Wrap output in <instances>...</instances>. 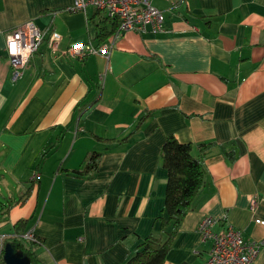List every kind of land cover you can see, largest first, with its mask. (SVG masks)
Returning <instances> with one entry per match:
<instances>
[{
    "label": "crops",
    "instance_id": "1",
    "mask_svg": "<svg viewBox=\"0 0 264 264\" xmlns=\"http://www.w3.org/2000/svg\"><path fill=\"white\" fill-rule=\"evenodd\" d=\"M72 1L0 0V237L27 220L39 264H124L150 234L166 238L160 149L172 135L204 154L205 175L162 264L205 263L206 216L264 241V0H155L167 32L103 39L106 16ZM28 21L45 40L13 80L5 36ZM76 42L109 52L60 53ZM91 153L96 169L73 173Z\"/></svg>",
    "mask_w": 264,
    "mask_h": 264
},
{
    "label": "built area",
    "instance_id": "2",
    "mask_svg": "<svg viewBox=\"0 0 264 264\" xmlns=\"http://www.w3.org/2000/svg\"><path fill=\"white\" fill-rule=\"evenodd\" d=\"M162 1H171L172 5L178 3L173 0ZM89 7L102 12L111 24H115L116 34L126 31L151 34L167 32L164 14L153 4V0H73L68 10L75 13L85 12ZM44 40V32L32 21L20 24L6 33L5 51L13 80L21 77L29 59L38 52ZM59 41L60 36L54 32L47 38L48 47L52 52L59 50ZM108 52L109 46L106 43L95 45L92 42H76L65 51H60L77 60H83L89 55H107ZM37 178V174H34L31 180ZM256 204L257 199L254 197L250 201V209ZM216 224L215 218L206 216L198 225L201 242L209 244L204 264H251L264 246V241L245 240L242 232L228 223L221 232H215L212 229ZM21 237L36 241L28 232ZM0 240L3 241L4 237H0Z\"/></svg>",
    "mask_w": 264,
    "mask_h": 264
},
{
    "label": "trees",
    "instance_id": "3",
    "mask_svg": "<svg viewBox=\"0 0 264 264\" xmlns=\"http://www.w3.org/2000/svg\"><path fill=\"white\" fill-rule=\"evenodd\" d=\"M108 21L107 17L101 18L100 22L96 25V38L103 39L108 34H113L116 31L115 24H111V30L108 31L106 26ZM141 120H144V117ZM202 146L204 145H200V147ZM191 152V144L180 143L172 135H169L162 144L160 159L162 166L167 170L164 204L167 218H160V229L162 232L164 231L166 238L161 239L150 234L139 246V250L124 264L163 263L182 219L190 211L192 200L204 184V154L202 153L200 156L194 157ZM97 156L91 153L86 159L83 169L73 171V173L82 176L90 175L96 169ZM26 222L27 220L17 222L14 225V234L4 238L3 244L6 242L11 243L12 246L22 250L23 254L29 257L31 264H39L32 251L34 241L32 242L21 237L24 234L23 229ZM167 227H169V230L165 231ZM1 261L2 259L0 258Z\"/></svg>",
    "mask_w": 264,
    "mask_h": 264
},
{
    "label": "water",
    "instance_id": "4",
    "mask_svg": "<svg viewBox=\"0 0 264 264\" xmlns=\"http://www.w3.org/2000/svg\"><path fill=\"white\" fill-rule=\"evenodd\" d=\"M0 264H30V259L23 254L22 250L16 249L11 243H6Z\"/></svg>",
    "mask_w": 264,
    "mask_h": 264
},
{
    "label": "rangeland",
    "instance_id": "5",
    "mask_svg": "<svg viewBox=\"0 0 264 264\" xmlns=\"http://www.w3.org/2000/svg\"><path fill=\"white\" fill-rule=\"evenodd\" d=\"M154 1H155V0H153V2H154ZM155 2H156V1H155ZM155 2H154V4H156Z\"/></svg>",
    "mask_w": 264,
    "mask_h": 264
}]
</instances>
